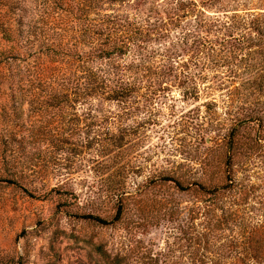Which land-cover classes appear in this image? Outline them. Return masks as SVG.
Masks as SVG:
<instances>
[{
  "label": "rangeland",
  "instance_id": "1",
  "mask_svg": "<svg viewBox=\"0 0 264 264\" xmlns=\"http://www.w3.org/2000/svg\"><path fill=\"white\" fill-rule=\"evenodd\" d=\"M242 262L264 0H0V264Z\"/></svg>",
  "mask_w": 264,
  "mask_h": 264
},
{
  "label": "trees",
  "instance_id": "2",
  "mask_svg": "<svg viewBox=\"0 0 264 264\" xmlns=\"http://www.w3.org/2000/svg\"><path fill=\"white\" fill-rule=\"evenodd\" d=\"M177 185V188L181 191H185L183 186H181V184H176ZM249 250H250V253L251 254H255L256 255V250H255V247L253 246H248ZM263 248L260 249V252L262 251ZM261 254V253H260ZM241 264H244L243 262Z\"/></svg>",
  "mask_w": 264,
  "mask_h": 264
}]
</instances>
